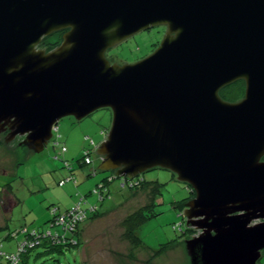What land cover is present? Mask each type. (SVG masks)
Listing matches in <instances>:
<instances>
[{
	"label": "water",
	"instance_id": "95a60500",
	"mask_svg": "<svg viewBox=\"0 0 264 264\" xmlns=\"http://www.w3.org/2000/svg\"><path fill=\"white\" fill-rule=\"evenodd\" d=\"M163 26L146 57L106 52ZM62 32L46 51L44 38ZM243 81V97L219 92ZM107 108L97 171L172 172L190 264H260L264 250V0H0V135L41 152L64 117Z\"/></svg>",
	"mask_w": 264,
	"mask_h": 264
},
{
	"label": "rangeland",
	"instance_id": "374dc122",
	"mask_svg": "<svg viewBox=\"0 0 264 264\" xmlns=\"http://www.w3.org/2000/svg\"><path fill=\"white\" fill-rule=\"evenodd\" d=\"M165 31L163 26L141 31L109 49L106 58L118 64L134 63L155 50ZM60 34L48 36L43 45L56 44ZM226 89L223 98L228 101L237 102L243 97L239 96L237 87ZM111 117V111L107 108L98 109L80 121L64 117L57 125L58 145L49 142L38 153L26 147H17L19 138L5 145L2 143L4 135H0V241L6 234L24 225L42 230L49 228L51 232L57 230L63 234L60 227L50 224V206L64 211L84 197L82 207L96 205L98 208L99 216L82 225L78 245L47 253L44 247H38L23 256L25 264H190L185 241L191 232L188 230L189 233L184 234L183 205L187 199L194 197V193L187 184L178 181L169 170L161 168L140 174L146 183L155 186L156 192L151 210L147 211L148 216L136 229L135 235L140 243L134 246L124 235L123 220L142 206L150 205L148 190L123 188L122 192L116 193L113 188L112 195L100 201L94 189L104 177L109 174L114 176V173L96 170V174L87 177L89 168L79 166L83 147H91L95 154L94 147L102 142L108 132ZM62 145L69 150L61 154ZM66 160L73 168L76 182L68 180L71 177L68 166L64 165ZM97 160L95 154L91 163L94 168ZM61 180H64V184L59 186ZM116 184L113 183L112 187H116ZM11 196L14 206L10 201ZM67 235L70 236L69 232ZM13 241L12 238L2 240L3 250L10 251L9 242L14 246ZM172 241H175V245ZM168 242L173 246L158 255L154 254L160 245ZM260 263L264 264V250Z\"/></svg>",
	"mask_w": 264,
	"mask_h": 264
},
{
	"label": "trees",
	"instance_id": "16d2710c",
	"mask_svg": "<svg viewBox=\"0 0 264 264\" xmlns=\"http://www.w3.org/2000/svg\"><path fill=\"white\" fill-rule=\"evenodd\" d=\"M58 33H62V32H58ZM47 37L44 38L42 44L40 45L41 48H44L46 51H49L51 49H53L54 47H56L60 41H61V34H60V39L59 41L56 43V44H51V45H48L46 46V44L43 45V43L46 41ZM228 89L231 88V87H237L240 94L239 96H243V92H244V83L243 81H237V82H234L232 84H230L229 86H227ZM227 87L223 88L220 92H219V95L220 97L225 100V101H228V99H224L223 98V91L224 89H226ZM227 90V89H226ZM231 102V101H230ZM56 142H58L56 140ZM52 145H54L52 143ZM66 147V146H65ZM95 149V147H94ZM66 152V151H65ZM83 152H86L88 154V156L91 158V163H92V160L94 159V150H92L91 147H83ZM87 158V156L84 155V153L82 154V157L78 160L79 162V166H85V167H88V172L87 173V177H90V176H93L94 174H96L95 170L93 169V165L90 163V164H86L85 163V159ZM65 163L68 164V169L70 171V179H73V181L76 182V178L73 176V168L71 167V164L66 160L64 161V165ZM63 183L64 184V180H61L59 181V186L63 185V184H60V183ZM117 183L116 186L118 188L119 191L122 192L123 188H127L128 190H141L143 191L144 188L148 190V193H147V190H146V193L149 195V198L151 200L150 202V205L149 206H146V207H141L139 208L138 210H136L135 212H133L132 214L128 215L125 220H123V226L125 228V232H124V235L126 237V239L132 241V244L135 246L137 244H139V240L136 238V235H135V232H136V229L140 226L141 222L143 221V219L145 218V216H148L147 215V211H150V207L152 206V199H153V194L156 192L155 191V186L152 187V185H150V183H146L145 180L140 177V175L136 178H134L133 180H125V179H122V178H115L114 176H112L111 174H109L108 176L104 177L101 181H100V184L97 186V188H99L98 190V195H99V198L100 200H103L105 197L109 198V196H111V193H110V189H109V186L113 183ZM123 184V185H122ZM122 186V187H121ZM147 187V188H146ZM128 190H124V191H128ZM102 198V199H101ZM105 198V199H107ZM83 199V201H82ZM80 199V201H77V203L80 204V207L83 209V210H86V217L85 219L80 222L79 224H76V226L74 227V230L73 232H69L70 236L67 235L68 231L63 229L61 226H57V227H60L62 229V231L64 232L63 234L59 233L57 230L55 232H52L53 235L57 234L59 236H63L67 239H72L74 242L72 243H64L63 242V239H60L56 242H52L48 239H44L40 242L39 245H36V246H25L23 248L20 249L19 251V248H18V245H20L22 242L25 241V238H27L28 236L31 235L32 232H35L36 235L38 234H41L42 232H47V230H42V229H36V228H29L27 226H23L17 230H13L11 233L9 234H6L2 240H5V239H14L15 241H13L15 244H14V249L10 250V251H5L3 250V243H2V240L0 241V264H10L11 261H9L8 259V256H15L14 258V264H25V260L23 259V256L27 255L30 251H33L35 250L36 248L38 247H44V251L47 253V252H51V251H54V250H57V251H61L62 247H69L71 245H78L79 243V232L80 230L82 229V225L88 221V220H92L93 218L99 216L98 214V208L96 205H92L90 206V208L86 207H82L81 203L84 202V197ZM188 200V199H187ZM187 200L184 202V204L187 202ZM74 204V205H76ZM73 205V206H74ZM72 206V207H73ZM72 207H69L68 209H65L64 211L60 210L58 207H53V206H50L49 209H50V212L52 209H55L56 212L61 215L63 213H66L68 212ZM95 208V210L93 211H90L91 208ZM184 207V205H183ZM149 209V210H148ZM146 210V211H145ZM54 218V215L51 214V218H50V222L51 220ZM187 232V230H185L184 234ZM188 233V232H187ZM194 233H190L189 234V237L191 235H193ZM54 238H57L54 237ZM59 238V237H58ZM188 239V238H187ZM175 245V241H172ZM28 243V242H27ZM29 244V243H28ZM173 244L170 246V242L166 243V244H162L160 245V247L154 251V254L155 255H158L160 254L161 252H163L164 250L166 249H169L170 247H172ZM13 264V262L11 263ZM262 264V263H261Z\"/></svg>",
	"mask_w": 264,
	"mask_h": 264
},
{
	"label": "built area",
	"instance_id": "2783aa9c",
	"mask_svg": "<svg viewBox=\"0 0 264 264\" xmlns=\"http://www.w3.org/2000/svg\"><path fill=\"white\" fill-rule=\"evenodd\" d=\"M57 137H59V135L56 133V137H55V140L53 142L54 145H58V142H56ZM65 151H66V147L64 145H62L60 147L61 154L64 153ZM83 153L85 156H87V158L85 159V163L90 164L91 158L88 156V154L86 152H83ZM55 159H58V156H55ZM65 166H68V164L65 163ZM60 184H63V183L61 182ZM99 188H100V186H99ZM99 188H96L94 190V192H98ZM93 210H95L94 207L90 209V211H93ZM51 214L54 215V218L50 222L51 226H53V227L61 226L63 229L67 230L68 232H73L76 224H79L80 222H82L85 219L86 210H83L80 207V204L77 203L66 213L59 215L55 209H52ZM56 236H57V238H54ZM44 239H48L52 242H56L60 239H63L64 243L74 242L72 239H67V238H65L63 236H59L57 234L53 235L50 230H48L47 232H42L41 234H38V235H36L35 232H32L30 236L25 238L24 242H22L20 245H18L19 251L21 248H23L25 246L31 247V246L39 245L40 242ZM14 258H15V256H10V255L8 256L9 261H11V263L13 262V264H14Z\"/></svg>",
	"mask_w": 264,
	"mask_h": 264
},
{
	"label": "crops",
	"instance_id": "0c3cea01",
	"mask_svg": "<svg viewBox=\"0 0 264 264\" xmlns=\"http://www.w3.org/2000/svg\"><path fill=\"white\" fill-rule=\"evenodd\" d=\"M105 133V132H104ZM69 149L66 147V152L68 151ZM87 175V174H86ZM68 180H70V178L68 179ZM75 182V181H74ZM110 187V186H109ZM115 189V192L117 193L119 190H118V188H117V186L116 187H112V184H111V187H110V193L112 192V189ZM96 189V188H95ZM94 189V190H95ZM111 195H112V193H111ZM102 199V198H101ZM105 199V198H104ZM103 199V200H104ZM99 200H100V198H99ZM10 201H11V203L13 204V206L15 205V203H14V199H13V196H11L10 197ZM100 201H102V200H100ZM24 226H27L28 227V225H24ZM31 228H32V226H31ZM12 244V242H9V247H10V250H12V249H14V246L13 245H11Z\"/></svg>",
	"mask_w": 264,
	"mask_h": 264
},
{
	"label": "flooded vegetation",
	"instance_id": "af4514ba",
	"mask_svg": "<svg viewBox=\"0 0 264 264\" xmlns=\"http://www.w3.org/2000/svg\"><path fill=\"white\" fill-rule=\"evenodd\" d=\"M61 34H62V33H61ZM191 192L194 193L193 191H191ZM183 209H184V207H183ZM187 232H188V231H187ZM187 232H186V233H187ZM188 233H189V232H188ZM192 233H193V232H192ZM189 234H190V233H189Z\"/></svg>",
	"mask_w": 264,
	"mask_h": 264
},
{
	"label": "bare ground",
	"instance_id": "6f19581e",
	"mask_svg": "<svg viewBox=\"0 0 264 264\" xmlns=\"http://www.w3.org/2000/svg\"><path fill=\"white\" fill-rule=\"evenodd\" d=\"M105 138V137H104ZM189 201V200H188ZM263 251V250H262ZM261 264V263H260Z\"/></svg>",
	"mask_w": 264,
	"mask_h": 264
}]
</instances>
